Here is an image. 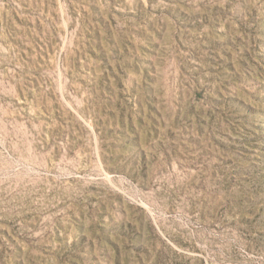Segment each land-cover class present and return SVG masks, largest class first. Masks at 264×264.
<instances>
[{"label":"rangeland","instance_id":"1","mask_svg":"<svg viewBox=\"0 0 264 264\" xmlns=\"http://www.w3.org/2000/svg\"><path fill=\"white\" fill-rule=\"evenodd\" d=\"M0 264H264V0H0Z\"/></svg>","mask_w":264,"mask_h":264}]
</instances>
